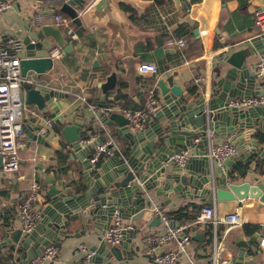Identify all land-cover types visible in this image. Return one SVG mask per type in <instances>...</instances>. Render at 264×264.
<instances>
[{"label":"crops","instance_id":"1","mask_svg":"<svg viewBox=\"0 0 264 264\" xmlns=\"http://www.w3.org/2000/svg\"><path fill=\"white\" fill-rule=\"evenodd\" d=\"M9 1L12 6L0 13V47H4L11 38L22 42L28 36L34 38L40 29L37 26L40 17L48 16L51 19L47 24L55 25L52 17L56 14L64 15L72 21L78 39L72 40L66 36L69 47L67 50L62 47L63 54L60 59L54 61L53 70L41 79H38L34 72H29L27 77L35 84L22 86L24 100L26 91L32 87L55 90L63 94V108L58 113L63 116V123L55 121L57 115H53L52 107L39 110L33 106L32 112L35 115H28L26 126L32 130L43 126L34 131V134L42 135L45 142L29 139L25 133V146L20 151L21 168L18 173H5L0 159V237L4 235L5 228L22 229L18 207L28 197L32 182L37 181L43 186V194L37 203V208L42 214L50 203V185L45 181L46 176H53L57 188L68 195L85 191V166L80 156L70 153V147L62 134L65 125L72 124L79 117L82 118L83 140H88L94 135L96 140L93 142H112L113 146L119 149L115 155L121 154L128 144L116 134L117 126L104 124L105 115L102 110L109 108L111 111L108 115L141 111L146 109L153 94L157 96L160 106L161 92L157 87L159 80L180 86L186 96L196 98L204 95L209 100L216 96L214 92L218 89V83L233 69L230 60L245 62L249 70L256 73L257 63L263 57L254 54L253 48L247 47L246 43L261 34L256 24V13L264 10V0H247V7H241L238 0H167L162 6H157L154 0H111L110 13L104 17H99L98 13L96 15L94 4L98 0H88L84 7L78 9L82 21L80 26L62 11V1ZM196 31L199 34L196 35ZM177 38H182L187 43L183 51L167 45L169 40ZM44 44V50L38 53L40 57L49 56L53 48L61 47L52 38L46 39ZM159 48L169 50L160 61L154 54ZM128 54L142 59V63L137 65L138 69L142 64H156L159 74L141 75L138 71L139 78L132 88L128 82L120 79V76L126 73L122 59ZM114 73L119 76L117 84L105 95L101 86L105 85ZM197 78H203V82L196 84ZM117 94L121 95V99L119 105L113 107L111 105L115 102ZM49 120L53 122L51 127L47 125ZM44 129L46 133L42 134ZM256 132L252 139L259 140L264 146V141H261L264 140V132L258 133V127ZM213 142L230 143L226 137H213ZM95 150L91 152L90 159ZM109 158H104L99 165ZM258 161H264L259 152L250 160L253 163L246 177L240 178L239 182L264 184V174L256 168ZM201 167L197 164L193 170L199 172ZM148 196L156 199L159 206L163 204L162 209L167 214L188 204L207 206L205 202L208 198L178 194L171 199L157 198L154 192ZM213 205L217 206L218 215L222 218L240 212L244 224L232 227L222 223L216 230L213 227L212 244L205 241V228L193 229L192 243L187 254L181 255L178 264H191V261L195 264H213L216 244L222 249L220 260L233 264L239 251L237 243L246 239L254 241L247 250L249 257L246 258L245 264H264V246L261 245L264 241V204L258 199H247L235 202L216 201ZM253 227L259 229L252 231ZM160 231L162 225L150 228L146 223L131 241L134 244L131 257L127 255L123 261L111 264H155L146 252L143 238L149 232ZM199 232L202 233L201 242L194 240V236ZM101 241L93 223L88 222L83 227L78 221L72 222L67 235L56 244L59 248L56 257L46 264H84L86 252L81 246L91 250L99 246ZM177 249L178 244L170 242L158 248V252L164 254ZM20 255L16 250L2 247L0 264H20L17 260Z\"/></svg>","mask_w":264,"mask_h":264},{"label":"water","instance_id":"2","mask_svg":"<svg viewBox=\"0 0 264 264\" xmlns=\"http://www.w3.org/2000/svg\"><path fill=\"white\" fill-rule=\"evenodd\" d=\"M59 1L63 2L62 11L80 26L82 21L78 9L84 7L88 0ZM110 1L98 0L94 4L96 15H108ZM238 2L241 7H247V0ZM195 34L199 32L196 31ZM50 38L66 50L69 47L67 37L59 26H42L34 38L28 36L23 41V77L34 72L41 79L53 70L54 61L51 58L38 56L44 50L45 40ZM246 46L253 48L254 54L264 56V34L251 38ZM168 53L169 50L163 48L154 52L158 61ZM122 63L126 73L120 79L133 88L139 78L137 65L142 63V59L128 54L122 59ZM229 63L233 69L218 83V89L214 92L216 96L209 100L204 95L196 98L186 96L180 86L159 80L157 87L161 92L160 106L155 116L148 117L147 125L141 132L132 130L130 119L123 113L103 116L104 124L117 126L116 134L128 145L121 154L110 157L99 166L91 164L90 154L101 142L87 145L82 142L83 119L79 117L72 124L65 125L62 134L70 147V153L80 156L85 166V191L68 195L57 188L53 176H46L45 181L50 185V203L43 211L40 226L29 234L22 229L5 228L4 235L0 237V248L16 250L21 253L17 258L20 264H32L47 248L59 243L67 235L72 222L78 221L83 227L89 222L95 225L102 239L99 246L90 250L93 253L91 264H111L123 261L127 255L131 257L134 247L131 241L146 223L150 228L161 225L159 217L153 212L149 193L154 192L155 197L168 199L176 194L201 199L208 196L205 202L207 205H213L216 201L235 202L247 199H258L264 204L263 183L239 182L225 175V171L236 164L252 160L257 152L264 159V146L259 140L252 139L257 134L256 127L259 129L258 133L264 132V106L249 109L230 107L231 101L236 99L264 96V77L260 78L252 73L245 62L230 60ZM118 77V74H112L107 83L101 86L105 95L108 90L115 88ZM63 97V94L55 90L32 87L25 93V102L39 110L52 107L53 115H57L55 121L63 123V116L58 115L63 108ZM41 128L32 130L24 125L29 139L44 143L42 135L34 134V131ZM208 130L213 137H226L237 147V156L223 166L217 162L212 165L206 156ZM182 151L192 152L188 164L184 167L169 165L170 158ZM197 164L202 166L199 172L193 170ZM117 212L118 217L129 221L136 231L124 232L122 241L110 246L104 241V236ZM194 240L201 242L202 233H197ZM253 241L254 239H246L237 243L239 251L233 264H245L249 257L247 250Z\"/></svg>","mask_w":264,"mask_h":264},{"label":"built area","instance_id":"3","mask_svg":"<svg viewBox=\"0 0 264 264\" xmlns=\"http://www.w3.org/2000/svg\"><path fill=\"white\" fill-rule=\"evenodd\" d=\"M12 6L9 0H0V13L7 11ZM48 16L40 17V23L37 24L39 28L48 25ZM55 25L64 30L66 36L72 40H77L78 36L72 27V21L61 14H56L52 17ZM256 24L264 34V10L256 13ZM168 47L177 48L183 51L187 43L182 38L171 39L167 42ZM24 52V44L21 40L11 38L4 47H0V157L3 160L2 169L5 173H18L21 168L20 151L24 148V139L26 137L24 125H26L28 115H35L34 112H29L27 104L22 96V86L34 85V81L28 77H23L21 73V60ZM63 54L62 47H55L50 51L49 56L53 61L60 59ZM141 75H158L159 67L156 64H142L139 69ZM256 74L258 77H264V56L259 60L256 66ZM203 78H197L196 84H201ZM264 106V96H255L250 98H240L231 101L230 107L247 109ZM159 107V100L156 95H152L146 106V109L136 112H129L125 115L131 121V128L135 132H141L147 125L148 117L156 115ZM111 111L106 109L102 113L106 115ZM53 122L49 120L47 125L51 127ZM46 130L42 131L45 134ZM96 140V136L91 135L88 140H83L84 144L92 143ZM207 152L210 163L213 165L217 162L223 166L227 161L234 159L237 154V147L229 142L215 143L213 142L212 132H207ZM119 149L115 148L112 142H103L95 150V153L90 159L91 164L96 167L104 158L114 156ZM192 156L191 151H182L174 154L168 161L169 165H177L184 167L188 164ZM228 171H225L227 175ZM43 194V186L37 181L32 182L29 188L28 197L19 204L18 217L22 224L24 233H32L42 220V213L37 208V203ZM154 214L159 217L162 225V231L157 233L149 232L145 234L143 242L146 246V252L153 258L155 264H178L181 255L187 254L188 247L193 239V226L205 228L206 226H213L214 229L222 224H228L232 227H239L244 224V219L240 212L222 218L218 215L216 205L204 206L197 220L194 224L178 225L168 216V214L159 206L158 201L153 197H149ZM136 228L130 223L124 221L117 216L115 217L111 227L104 236V241L114 246L119 244L124 232H135ZM170 242H176L178 249L160 254L158 248H161ZM264 246V241L261 243ZM81 249L86 252V259L84 264H91L93 253L84 245ZM221 248L216 244L212 257L213 264H232L220 260ZM59 251L58 245L53 244L43 255L33 261L32 264H46L51 262L56 257ZM191 264H195L191 261Z\"/></svg>","mask_w":264,"mask_h":264},{"label":"trees","instance_id":"4","mask_svg":"<svg viewBox=\"0 0 264 264\" xmlns=\"http://www.w3.org/2000/svg\"><path fill=\"white\" fill-rule=\"evenodd\" d=\"M157 6L164 5L167 0H154ZM154 83V82H153ZM195 92V91H194ZM121 99V95L117 94L115 98V102L111 106L116 107L119 105V100ZM142 110V109H141ZM61 129V127H60ZM262 139V138H260ZM262 142L264 140H261ZM253 162H248L247 164L238 163L234 167H232L229 171V177L233 180H239L240 178H245L247 175L248 170ZM257 170L264 174V161H258L256 164ZM203 206H199L196 204H188L176 211L169 212L168 216L174 221V223L178 225L188 224L192 225L196 222L198 215L200 214ZM193 229H200L199 226H193ZM258 227H253L252 231L258 230ZM205 241L207 244H212L213 242V226H206L205 227Z\"/></svg>","mask_w":264,"mask_h":264},{"label":"rangeland","instance_id":"5","mask_svg":"<svg viewBox=\"0 0 264 264\" xmlns=\"http://www.w3.org/2000/svg\"><path fill=\"white\" fill-rule=\"evenodd\" d=\"M26 106H27V109H28L29 112H31L32 110H34V107L33 106H29V105H26Z\"/></svg>","mask_w":264,"mask_h":264}]
</instances>
